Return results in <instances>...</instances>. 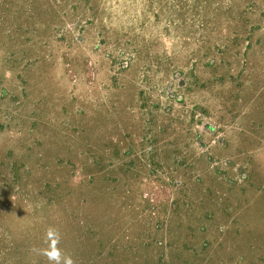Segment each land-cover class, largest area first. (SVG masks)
Returning <instances> with one entry per match:
<instances>
[{
	"label": "rangeland",
	"instance_id": "1",
	"mask_svg": "<svg viewBox=\"0 0 264 264\" xmlns=\"http://www.w3.org/2000/svg\"><path fill=\"white\" fill-rule=\"evenodd\" d=\"M264 264V0H0V264Z\"/></svg>",
	"mask_w": 264,
	"mask_h": 264
},
{
	"label": "clouds",
	"instance_id": "2",
	"mask_svg": "<svg viewBox=\"0 0 264 264\" xmlns=\"http://www.w3.org/2000/svg\"><path fill=\"white\" fill-rule=\"evenodd\" d=\"M62 240L61 232L54 226H49L45 232L46 248H33L37 255H42L47 259L48 264H76L74 258L65 252L59 245Z\"/></svg>",
	"mask_w": 264,
	"mask_h": 264
}]
</instances>
